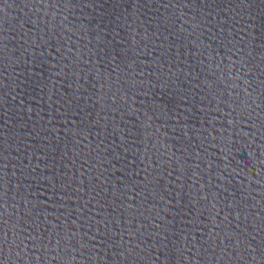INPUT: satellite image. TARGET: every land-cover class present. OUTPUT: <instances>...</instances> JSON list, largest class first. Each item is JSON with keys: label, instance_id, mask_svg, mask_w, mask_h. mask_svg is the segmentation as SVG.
Segmentation results:
<instances>
[{"label": "water", "instance_id": "obj_1", "mask_svg": "<svg viewBox=\"0 0 264 264\" xmlns=\"http://www.w3.org/2000/svg\"><path fill=\"white\" fill-rule=\"evenodd\" d=\"M0 264H264V0H0Z\"/></svg>", "mask_w": 264, "mask_h": 264}]
</instances>
